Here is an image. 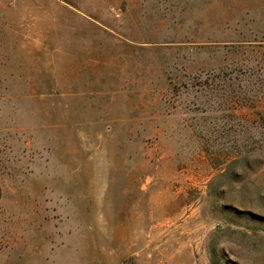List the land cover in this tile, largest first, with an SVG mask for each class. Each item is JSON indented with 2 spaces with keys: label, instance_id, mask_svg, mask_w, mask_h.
<instances>
[{
  "label": "rangeland",
  "instance_id": "rangeland-1",
  "mask_svg": "<svg viewBox=\"0 0 264 264\" xmlns=\"http://www.w3.org/2000/svg\"><path fill=\"white\" fill-rule=\"evenodd\" d=\"M0 264H264V0H0Z\"/></svg>",
  "mask_w": 264,
  "mask_h": 264
}]
</instances>
